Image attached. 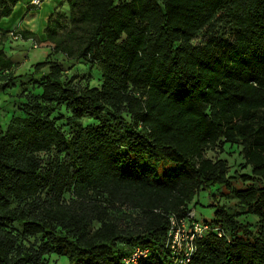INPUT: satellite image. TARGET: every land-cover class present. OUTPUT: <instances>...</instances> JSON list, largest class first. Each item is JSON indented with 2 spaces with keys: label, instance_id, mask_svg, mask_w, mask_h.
I'll list each match as a JSON object with an SVG mask.
<instances>
[{
  "label": "trees",
  "instance_id": "obj_1",
  "mask_svg": "<svg viewBox=\"0 0 264 264\" xmlns=\"http://www.w3.org/2000/svg\"><path fill=\"white\" fill-rule=\"evenodd\" d=\"M20 1L0 0V18ZM62 4L27 75L46 69L39 92L21 93L0 128V264H125L135 248L148 252L136 264H168L170 216L186 217L200 192L247 182L230 193L258 231L210 204L201 222L221 237L196 240L188 264H264V0ZM58 57L89 64L99 86L65 83ZM12 65L0 50L1 91L22 77ZM61 110L69 134L52 117ZM224 145L248 173L204 156Z\"/></svg>",
  "mask_w": 264,
  "mask_h": 264
},
{
  "label": "rangeland",
  "instance_id": "obj_2",
  "mask_svg": "<svg viewBox=\"0 0 264 264\" xmlns=\"http://www.w3.org/2000/svg\"><path fill=\"white\" fill-rule=\"evenodd\" d=\"M29 0H21L13 8V14L7 18H0V50L4 56L12 61V67L9 72L14 76H22L4 91L0 90V128L4 129L9 119L12 116L19 115V95L23 92L38 93L39 84L46 75V69L42 70V73L32 80L28 79V74L32 72V66L45 59L49 52V48L43 44L45 22L42 19L44 11H47L45 7L46 0H43L39 8L29 5ZM57 10L61 11L58 7ZM66 10V9H65ZM27 28L33 34L28 40H23L19 35V28ZM16 37V38H15ZM58 60L62 67L63 81L66 83L70 81L77 87H84L86 84L91 87H97L100 83L99 73L94 68H89V64L83 61H70L65 58L58 57ZM26 76V77H24ZM68 114L61 110L55 112L52 117L55 119L57 125L69 134L70 130L66 126V118ZM82 125H93L94 121L83 119ZM239 148L235 146L224 145L222 148L217 147L215 150L207 151L204 156L211 160L221 159L224 160L227 168L228 175L232 176L234 172L240 174L248 173V168L243 165L242 159L238 156ZM165 168L159 165L156 168L157 180H162ZM255 186L254 182L247 183H232L230 189L213 187L210 191V195L200 192L194 199L191 207L194 215L199 221H211L213 218V208L210 204L217 203L231 213H238L240 215L239 221L246 223L253 233L258 231V221L256 218L244 213V209L237 204L233 199L230 190L239 189L245 186ZM33 243V240H29ZM49 263L54 264H68L63 257L49 256Z\"/></svg>",
  "mask_w": 264,
  "mask_h": 264
},
{
  "label": "built area",
  "instance_id": "obj_3",
  "mask_svg": "<svg viewBox=\"0 0 264 264\" xmlns=\"http://www.w3.org/2000/svg\"><path fill=\"white\" fill-rule=\"evenodd\" d=\"M42 2L43 0H31L29 5L39 8ZM169 223L167 248L171 257L168 264H188L196 252V240L201 239L206 233L214 232L218 237H221L219 229L212 228L197 220L193 211L184 218L170 216ZM147 254V250L135 248L131 255L124 259V263L136 264L139 259L145 258Z\"/></svg>",
  "mask_w": 264,
  "mask_h": 264
},
{
  "label": "crops",
  "instance_id": "obj_4",
  "mask_svg": "<svg viewBox=\"0 0 264 264\" xmlns=\"http://www.w3.org/2000/svg\"><path fill=\"white\" fill-rule=\"evenodd\" d=\"M31 1V0H29ZM28 1V2H29ZM61 2L62 0H46L45 4H46V8H47V11L45 12L44 11V16L42 17V19L44 20V22L46 23L48 17L50 16V14L57 8V7H60L62 11H65L66 9V6L64 4L61 5ZM14 12V11H13ZM12 12V14H13ZM12 14L10 15V17L12 16ZM19 31H30L28 30L27 28L23 29V28H19Z\"/></svg>",
  "mask_w": 264,
  "mask_h": 264
}]
</instances>
